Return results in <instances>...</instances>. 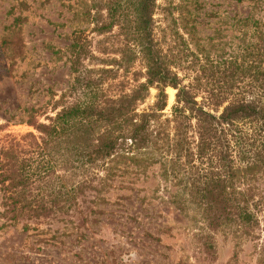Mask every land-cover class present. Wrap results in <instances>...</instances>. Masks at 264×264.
<instances>
[{
    "label": "trees",
    "instance_id": "obj_1",
    "mask_svg": "<svg viewBox=\"0 0 264 264\" xmlns=\"http://www.w3.org/2000/svg\"><path fill=\"white\" fill-rule=\"evenodd\" d=\"M249 1L244 16L230 17L229 52L214 55L180 6L176 18L157 0L86 4L98 36L122 31L119 56L111 58L105 40L98 57L81 31L72 34L71 81L50 114L40 121V109L30 108L24 123L34 132L0 141L1 216L24 230L50 219L80 231L85 196L105 195L116 179L158 166L153 177L197 226L208 254L217 234L257 246L264 235V0ZM96 5L104 14H91ZM158 10L166 13L161 20ZM48 200L67 217L43 212Z\"/></svg>",
    "mask_w": 264,
    "mask_h": 264
},
{
    "label": "rangeland",
    "instance_id": "obj_2",
    "mask_svg": "<svg viewBox=\"0 0 264 264\" xmlns=\"http://www.w3.org/2000/svg\"><path fill=\"white\" fill-rule=\"evenodd\" d=\"M90 2L0 0L1 142L6 135L19 138L34 132L24 123L30 108L40 109V121L44 119L41 114H50L52 103L71 81L67 46L73 33L81 31L98 57H102L100 51L106 40L111 58H118L123 33L115 26L109 37L98 36L95 21L86 14ZM157 3L176 18L181 12L175 11L176 7H182L184 15L190 13L186 16L198 22L197 36L204 38L210 55L229 52L226 43L234 35L230 17L235 13L244 16L254 4L249 0ZM102 11L96 5L91 14ZM162 14L165 11L158 10L157 20ZM209 37L213 40L208 42ZM98 63L86 62L93 67H99L95 65ZM130 77L128 74L127 81ZM121 79L119 76L113 85ZM166 92L171 104L175 91L168 88ZM157 170L158 166L149 168L144 177L129 175L123 183L116 179L114 188L105 195L85 196L81 211L88 221L80 231L70 222L50 219L30 222L24 230L21 223L1 216L4 196L0 192V264H264L263 234L257 246L235 244L230 235L217 234L214 249L208 254L197 240V226L175 209L159 179L153 177ZM49 202L43 212L67 217L69 210L61 203L55 206Z\"/></svg>",
    "mask_w": 264,
    "mask_h": 264
}]
</instances>
